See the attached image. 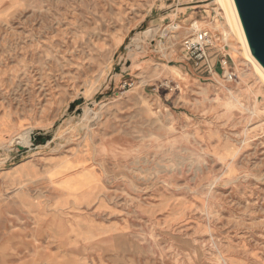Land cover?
<instances>
[{"label": "rangeland", "instance_id": "rangeland-1", "mask_svg": "<svg viewBox=\"0 0 264 264\" xmlns=\"http://www.w3.org/2000/svg\"><path fill=\"white\" fill-rule=\"evenodd\" d=\"M194 21L216 74L182 50ZM243 49L215 0H0V264H264Z\"/></svg>", "mask_w": 264, "mask_h": 264}, {"label": "water", "instance_id": "water-1", "mask_svg": "<svg viewBox=\"0 0 264 264\" xmlns=\"http://www.w3.org/2000/svg\"><path fill=\"white\" fill-rule=\"evenodd\" d=\"M251 54L264 68V0H234ZM22 148V146H19Z\"/></svg>", "mask_w": 264, "mask_h": 264}, {"label": "bare ground", "instance_id": "bare-ground-1", "mask_svg": "<svg viewBox=\"0 0 264 264\" xmlns=\"http://www.w3.org/2000/svg\"><path fill=\"white\" fill-rule=\"evenodd\" d=\"M215 2L217 4H219L221 6V8L223 9L224 16L226 19V23L229 26L230 34L233 35V38L236 41V45H238V44H240L241 46L243 45L244 54L249 56V58L251 59L250 62L252 61L253 64L258 68V70L261 71V73L264 76V68L259 64V62L254 58V56L250 52V48H249V45L247 43V40H246V37L244 34V30H243V27H242V24H241V21H240L234 0H215ZM171 28H173V27H171ZM198 28H199L198 21H194L191 24V26L189 27L190 30H195V31H197ZM217 28H218V26L214 27V29H217ZM223 33H224V40L227 42V37L229 36V33L225 30ZM178 35L179 34H177V32H174L173 34H171L169 36V38H170V40L173 41L177 38ZM169 38H168V40H169ZM229 46H230V51L232 52L233 55L238 53L237 48L233 43H230ZM28 132L23 133L21 135V137L19 138V141L16 140V142H14V141L10 140V142L7 143L6 146L9 147L12 145H19V146H25L26 147L30 143V140H31L30 134ZM17 137L15 139H17Z\"/></svg>", "mask_w": 264, "mask_h": 264}, {"label": "built area", "instance_id": "built-area-1", "mask_svg": "<svg viewBox=\"0 0 264 264\" xmlns=\"http://www.w3.org/2000/svg\"><path fill=\"white\" fill-rule=\"evenodd\" d=\"M213 45V38L207 30H197L193 35L187 36L182 40V50L188 60L197 69L207 73L216 74L214 63L210 61L209 48ZM219 68L227 80H232L235 76L234 71L229 67L225 55L219 59Z\"/></svg>", "mask_w": 264, "mask_h": 264}]
</instances>
